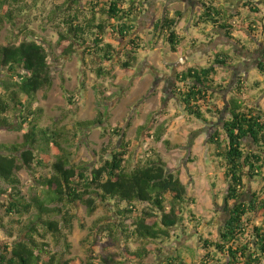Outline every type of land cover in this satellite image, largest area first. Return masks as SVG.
I'll return each instance as SVG.
<instances>
[{
  "label": "trees",
  "instance_id": "16d2710c",
  "mask_svg": "<svg viewBox=\"0 0 264 264\" xmlns=\"http://www.w3.org/2000/svg\"><path fill=\"white\" fill-rule=\"evenodd\" d=\"M35 2L0 0V31L7 23L16 32L14 35H23L19 42L0 46V128L22 132V141L0 143V197L3 198L0 228L11 238L0 240V264L141 261L161 250L144 243L154 241L163 245L173 236L172 229L185 228V221L196 223L198 248L186 245L190 257L185 258L177 251L165 257L162 264H209L222 257L225 264H259L264 259V225L249 224L248 216H264V198L256 191L247 201L241 198L245 178L260 180L259 191L264 193V110L231 95L225 117L208 137L227 182L223 198L227 217L218 228L217 238L204 237L199 234L202 222L190 208L195 199L187 196L179 170H168L155 148L136 155L125 139V131L114 128V134L123 140L117 147L103 148L97 165L75 161L74 142L92 127L102 126L106 122L105 113L75 120L71 127H52L41 123L43 109L33 105L38 91L52 86L50 56L55 60L69 59L80 51L82 73L89 71L98 78L108 77L116 64L125 70L133 68L143 49L142 37L135 30L147 0H56L39 18L40 23L48 25L57 35L55 42L38 37L25 26L17 27L16 19L30 11L38 17ZM200 5L194 16L196 27L205 29L210 25L215 34L223 33L238 41L231 22L234 15L213 0H201ZM243 6L251 12H260L254 0H246ZM182 18L181 10L166 11L152 26L154 35L162 38L175 53L179 52L182 41L177 30ZM247 24L251 35L254 34L256 23ZM110 38L125 44L116 46L108 41ZM260 57L258 69L264 72V51ZM233 65L231 54L218 50L208 64L177 73L176 79L181 85L171 92L189 116L206 122V112L223 113L214 94L219 96L218 92L225 86L214 83L216 70L218 66ZM240 84L233 90L235 93L240 92ZM62 89L67 92L63 84ZM145 127L141 125L140 129ZM163 130L164 127H158L147 134L154 141L171 146L163 138ZM20 169H25L35 183L37 193L31 197L21 190ZM77 203L86 206L88 215L99 204L109 205L111 213L96 219L90 227L86 237L89 249L84 259L67 257L69 244L66 242L74 221L78 220L80 225L83 222L73 213ZM174 235L179 236V232ZM134 241L141 244L133 247ZM62 242L66 251L52 248V244ZM197 250L203 252L199 261L193 258ZM216 253L220 256L215 257Z\"/></svg>",
  "mask_w": 264,
  "mask_h": 264
},
{
  "label": "rangeland",
  "instance_id": "374dc122",
  "mask_svg": "<svg viewBox=\"0 0 264 264\" xmlns=\"http://www.w3.org/2000/svg\"><path fill=\"white\" fill-rule=\"evenodd\" d=\"M30 1V0H28ZM38 12L33 11L16 19L17 27L32 29L38 37L57 40L52 28L40 23L41 12L47 13L56 0H36ZM200 0H147L146 10L138 20L135 33L142 37L143 49L139 52L138 60L130 69H123L118 64L112 67L108 77L98 78L86 71L82 73L80 51L75 52L69 59H57L50 56L52 86L42 88L37 93V100L33 104L43 109L41 123L49 126L66 125L71 127L75 120H85L95 117L98 112L106 115V122L102 126L92 127L81 134L74 142V160L86 161L91 166L97 165L101 150L107 145L117 147L123 138L114 134V128L125 131V139L136 155L145 154L150 147L155 148L166 163L170 171L180 172L181 182L186 187L188 197L195 200L190 205L197 220L202 222L199 228L204 237L217 238L218 228L224 223L227 213L224 208V194L227 182L224 180L220 160L215 155L214 146L208 142V137L220 125L225 117L228 98L239 96L247 105L257 106L264 110V72L258 69L261 55L264 51V0H254L259 13L249 11L243 6L246 0H213L234 15V37L238 41L225 37L223 33L215 34L212 27L203 29L195 26V14L201 6ZM204 1V0H203ZM181 10L183 18L177 26L182 36L179 52H172L169 45L162 38L152 32L153 22L161 18L166 11ZM255 22L254 34L248 30L249 22ZM211 27V28H210ZM15 30V29H14ZM205 30V32H202ZM16 33L5 23L0 31V46L6 42H19L23 35ZM117 46L116 38L108 39ZM218 50H227L234 60V65L228 68L218 66L214 75V83L222 84L225 88L218 92L216 104L223 109V113L206 112L207 121L189 116L180 101L171 90L180 86L177 73L191 66L208 64L213 54ZM59 51H56V55ZM243 82V85L240 82ZM64 85L67 92L62 89ZM240 84V92L233 90ZM233 91L234 93H230ZM103 93V94H102ZM70 98V101H68ZM141 125H146L140 129ZM164 127L163 138L170 141L171 146L162 141L156 142L148 136V132ZM22 141V132L13 128H0V143ZM248 148L250 146H247ZM21 190L31 197L37 193L32 177L25 169H20ZM246 186L241 200L247 201L251 193L261 194L262 182L245 178ZM3 198L0 197V201ZM73 213L83 219L82 225L74 221V227L68 235L69 248L67 257L84 259L88 253V237L90 227L96 219L110 215L109 205H98L92 215L87 214V208L77 203ZM248 223L264 225V216L250 214ZM188 220V219H187ZM109 221V218L107 219ZM185 221L184 229H172L173 236L163 245L159 242H149L152 247L161 250L149 254L141 261L125 264H162L164 258L180 251L187 258L190 255L185 246L198 248V235L194 229L196 223ZM251 229V228H250ZM249 229V230H250ZM179 232V236L174 235ZM250 232V231H249ZM88 236V237H87ZM87 237V239H86ZM249 237H252L249 234ZM8 239L0 228V240ZM141 242L134 241L133 247ZM58 251L65 250V242L52 244ZM203 252L197 250L195 261L202 259ZM217 253L215 257H219ZM121 259V258H120ZM224 260V258H221ZM222 260H212L209 264H225ZM259 264H264V259Z\"/></svg>",
  "mask_w": 264,
  "mask_h": 264
},
{
  "label": "flooded vegetation",
  "instance_id": "af4514ba",
  "mask_svg": "<svg viewBox=\"0 0 264 264\" xmlns=\"http://www.w3.org/2000/svg\"><path fill=\"white\" fill-rule=\"evenodd\" d=\"M201 1V0H200ZM200 1H199V3H200Z\"/></svg>",
  "mask_w": 264,
  "mask_h": 264
},
{
  "label": "bare ground",
  "instance_id": "6f19581e",
  "mask_svg": "<svg viewBox=\"0 0 264 264\" xmlns=\"http://www.w3.org/2000/svg\"><path fill=\"white\" fill-rule=\"evenodd\" d=\"M123 131V130H122Z\"/></svg>",
  "mask_w": 264,
  "mask_h": 264
}]
</instances>
